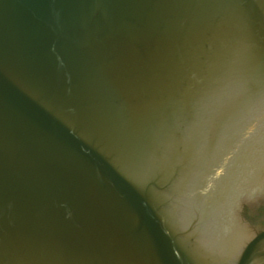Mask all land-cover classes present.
Masks as SVG:
<instances>
[{
    "label": "water",
    "instance_id": "water-1",
    "mask_svg": "<svg viewBox=\"0 0 264 264\" xmlns=\"http://www.w3.org/2000/svg\"><path fill=\"white\" fill-rule=\"evenodd\" d=\"M263 173L264 0H0V264H264Z\"/></svg>",
    "mask_w": 264,
    "mask_h": 264
}]
</instances>
